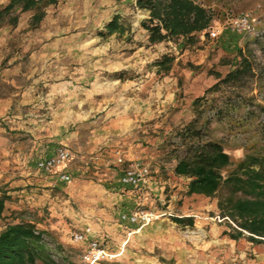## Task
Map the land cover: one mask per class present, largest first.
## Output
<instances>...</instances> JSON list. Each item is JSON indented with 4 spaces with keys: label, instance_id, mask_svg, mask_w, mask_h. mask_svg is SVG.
<instances>
[{
    "label": "rangeland",
    "instance_id": "obj_1",
    "mask_svg": "<svg viewBox=\"0 0 264 264\" xmlns=\"http://www.w3.org/2000/svg\"><path fill=\"white\" fill-rule=\"evenodd\" d=\"M194 1L214 12L211 26L220 25L221 32L216 38L200 35L188 47L173 40L150 45L141 27L149 13L135 0H59L37 29L29 28L30 15L23 14L16 27L0 30V137L9 149L16 141L23 146L33 141L29 131L34 135L47 124L46 105L59 102L66 104L83 140L90 141L95 127L131 126L149 111L153 117L142 123L144 135L158 140L152 147L157 164L123 158L119 147L112 149L115 158H73L85 146V156L96 152L84 142L59 145L56 149L72 154L66 165L69 184L38 171L32 158L0 154V190L12 197L0 232L17 218L34 222L48 232L44 238L60 264H85V244L71 235L87 228L116 255L100 264H264V245L224 234L217 197L185 196L187 181L173 173L186 149L179 133L193 120L199 141L220 143L233 163L246 154L264 155V0ZM243 13L256 19L252 34L229 29ZM114 16L125 30L106 35ZM34 44H47L46 66L31 63ZM163 55L174 62L168 73L156 74L155 62ZM160 102L164 111L157 112ZM156 121L164 128H154L161 132L157 136L151 131ZM140 130L133 126L126 133L132 145ZM131 164L148 166L151 187L137 191L140 199L122 212L114 203L116 192H107L104 183ZM136 209L157 219L145 225L121 219ZM184 216L194 219L193 227L171 220Z\"/></svg>",
    "mask_w": 264,
    "mask_h": 264
},
{
    "label": "trees",
    "instance_id": "obj_2",
    "mask_svg": "<svg viewBox=\"0 0 264 264\" xmlns=\"http://www.w3.org/2000/svg\"><path fill=\"white\" fill-rule=\"evenodd\" d=\"M58 2L7 0L5 5L0 4V30L16 27L23 14L30 15L29 28L37 29L47 10ZM135 5L149 13L141 27L150 45L171 40L182 47L194 45L200 35H208L215 17L214 12L194 0H135ZM105 30L106 35H112L122 34L125 28L114 16ZM173 62V56L163 55L155 65L158 72L168 73ZM196 124L193 120L180 131L186 149L173 168L176 177L187 181L185 196L217 197L218 217L227 228L224 234L231 240L246 239L253 245H264V155L246 154L233 163L220 143L199 141ZM10 201L12 197L0 190L1 219L6 217ZM17 219L0 232V264H60L44 238L48 232L39 230L32 221ZM171 220L182 228L194 225L190 216ZM56 249L62 251V246L57 244Z\"/></svg>",
    "mask_w": 264,
    "mask_h": 264
},
{
    "label": "crops",
    "instance_id": "obj_3",
    "mask_svg": "<svg viewBox=\"0 0 264 264\" xmlns=\"http://www.w3.org/2000/svg\"><path fill=\"white\" fill-rule=\"evenodd\" d=\"M46 19L47 14L43 21H46ZM42 31L43 33H47V29ZM31 51H33L31 54V63L33 62L35 66L42 64L45 66L47 65V44H34ZM156 74H158V70L156 71ZM63 87L64 86H62V88ZM173 96L174 94L172 95V99ZM172 99L170 101H172ZM44 101H47V99ZM46 108L50 111L49 114L47 113V124L42 130H39V132L34 135L31 130H27L29 133H31V136L34 139L27 145L23 146L22 142L16 141V143H12L11 149H9V147L6 145V139H2L0 137L1 157L11 155V158H32L36 165L38 161L51 157L59 145L73 147L75 144H80V142L82 144V142H84L85 145H88V143L92 144L93 148L90 153L92 154L93 152H96V156H85L87 149V146H85V148H81L84 152H81L82 154L80 153L79 157L74 156L73 158H115V156L112 154L114 151L112 149L114 147H119L122 149L120 153L123 155V158H142L145 161H154L153 163L157 164L155 158L158 156L157 154L153 153L152 147H156L158 140L156 137L152 139L148 135H144V133H146L145 128L147 126L142 124L145 123L144 121H147L150 117H153L151 111L146 112L139 118V120H137L138 118L135 117V119L131 120L133 124L131 126L126 122H123L122 124L117 122L115 125L108 124L102 128L95 127L94 129H91L89 141L87 139L83 140V138L80 137V132L77 129H74L73 126L75 120L73 121V119L69 118L66 104L59 102L58 105L54 106L46 105ZM163 108L164 104L160 102L159 106L155 108V111L162 112L164 111ZM161 124L162 123H158L156 121L153 125V129L151 131L155 133L156 136L161 132H156L154 128L160 127L159 129H164L161 127ZM133 126H138L141 129L140 131H142V134L138 136V139L136 136V140L138 141L136 145H132V140L126 136V133H129L128 131H131ZM141 127L144 128V130ZM74 151L76 150L74 149ZM97 151H101V153L97 154ZM66 172L69 173L67 170ZM122 173L123 172H121L120 175L116 174L113 178H110L109 180L111 182L104 183V186L107 192H116L114 200L115 206L120 208L122 212H125L134 205L136 198L140 199L139 196H137L139 194L137 191L150 189L151 178H149V175V179H147L143 184L137 188H132L129 186H124L121 183L120 179ZM47 175L50 176V178L55 177L59 179V174L57 172H52ZM134 192L135 194H133ZM140 195H142V193ZM91 238H94L92 234Z\"/></svg>",
    "mask_w": 264,
    "mask_h": 264
},
{
    "label": "built area",
    "instance_id": "obj_4",
    "mask_svg": "<svg viewBox=\"0 0 264 264\" xmlns=\"http://www.w3.org/2000/svg\"><path fill=\"white\" fill-rule=\"evenodd\" d=\"M255 23L256 19L251 13H243L229 22V29L237 33L252 34L255 31ZM220 32V25L210 26L207 30V34L212 38H216ZM204 36V34L201 35L202 38ZM71 158L72 154L70 150L60 147L56 149L51 157L38 161L36 169L44 174L57 172L59 180L65 184H69L72 178L66 172V165ZM117 161L121 162V157H118ZM149 175L150 170L147 165L131 164L123 171L120 181L124 186L137 188L147 180ZM121 219L131 224L145 225L157 219V216L144 210L136 209L129 214H123ZM71 237L75 243L85 244V251L82 255L85 264H100L103 261H109L116 257V255L107 252L97 239L91 238L89 228L74 232Z\"/></svg>",
    "mask_w": 264,
    "mask_h": 264
}]
</instances>
